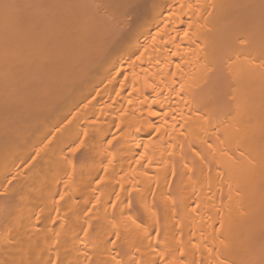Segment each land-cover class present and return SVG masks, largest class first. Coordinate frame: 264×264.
<instances>
[{"label": "bare ground", "instance_id": "obj_1", "mask_svg": "<svg viewBox=\"0 0 264 264\" xmlns=\"http://www.w3.org/2000/svg\"><path fill=\"white\" fill-rule=\"evenodd\" d=\"M44 2L0 0V264H264V0H105L90 54Z\"/></svg>", "mask_w": 264, "mask_h": 264}, {"label": "rangeland", "instance_id": "obj_2", "mask_svg": "<svg viewBox=\"0 0 264 264\" xmlns=\"http://www.w3.org/2000/svg\"><path fill=\"white\" fill-rule=\"evenodd\" d=\"M49 1L51 4H49L47 2H44V4L43 3H41V4L43 5V7H46V8L48 7V5H51V7H53L52 9H54V10H52V12L53 13H55V12L59 13V14L57 13L58 14L57 19L59 20V22L64 20V18L66 17L65 19L68 20V27H70L69 31L72 32L71 34H69L70 40L75 42V43L73 42L74 45H76L78 48H80L86 54L92 53L91 49L95 50L93 52H96V49H99V45L97 44L98 48L95 46L98 41H97L96 36H95L96 38H94L95 32H92V31H95V30H92L91 27H92V25L95 26L94 20L97 19V17L99 16L98 14L99 13L103 14V11L104 12L106 11L105 9H103L105 7V0H98V2H97V0L96 1L95 0H61L62 2L61 1L59 2L57 0L56 1L49 0ZM67 1H68V3H67ZM101 1L104 3H102ZM96 2H97V4H96ZM98 3H99V6H98ZM62 4H63V6L66 5L67 8L65 6L63 7ZM101 4L104 5V7L101 6ZM57 7L59 9H57ZM40 8H42L41 5H40ZM92 9H94L96 12H93ZM41 10H43V12L47 13L46 11H48V10L51 11V8H47V10L45 9L46 11H44L43 8ZM64 10L67 11L68 13H66ZM63 12H65V13H63ZM105 13H106V16H105ZM105 13H104V15L100 14V17L101 16L107 17L108 14H107V12H105ZM62 14L63 15L66 14L65 17H63ZM60 18L62 20H60ZM74 24H76V25H74ZM78 26H81L82 28L78 27ZM80 37L82 39L81 41H83V40L85 41V37H86V44L85 45H87V47L84 45V43H85L84 41L80 42ZM89 38H91V39H89ZM89 41H91L89 43V45L91 44L90 46L87 43ZM94 41H96V42H94ZM80 43H82V44H80ZM78 44H80V45H78ZM92 45H93V47H91ZM94 46L96 47V49L94 48Z\"/></svg>", "mask_w": 264, "mask_h": 264}]
</instances>
